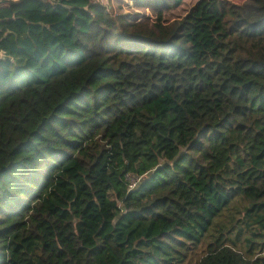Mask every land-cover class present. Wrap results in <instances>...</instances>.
<instances>
[{"label":"trees","instance_id":"obj_1","mask_svg":"<svg viewBox=\"0 0 264 264\" xmlns=\"http://www.w3.org/2000/svg\"><path fill=\"white\" fill-rule=\"evenodd\" d=\"M129 1L0 0V264H264V0Z\"/></svg>","mask_w":264,"mask_h":264},{"label":"rangeland","instance_id":"obj_2","mask_svg":"<svg viewBox=\"0 0 264 264\" xmlns=\"http://www.w3.org/2000/svg\"><path fill=\"white\" fill-rule=\"evenodd\" d=\"M105 6L110 7V9L115 12L120 13H133V9L130 8L131 3L129 0H100ZM233 3H240L242 0H230ZM195 0H185L178 8L165 13L164 18H173L181 16L187 8L192 5ZM119 7V9H117ZM138 11V10H136ZM147 13V12H145Z\"/></svg>","mask_w":264,"mask_h":264},{"label":"built area","instance_id":"obj_3","mask_svg":"<svg viewBox=\"0 0 264 264\" xmlns=\"http://www.w3.org/2000/svg\"><path fill=\"white\" fill-rule=\"evenodd\" d=\"M132 186V184L130 185V187Z\"/></svg>","mask_w":264,"mask_h":264}]
</instances>
